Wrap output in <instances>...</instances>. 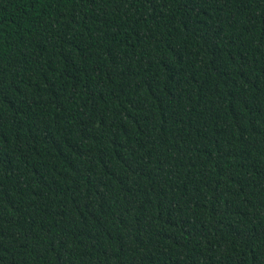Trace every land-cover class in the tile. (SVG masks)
I'll return each instance as SVG.
<instances>
[{
	"label": "trees",
	"instance_id": "obj_1",
	"mask_svg": "<svg viewBox=\"0 0 264 264\" xmlns=\"http://www.w3.org/2000/svg\"><path fill=\"white\" fill-rule=\"evenodd\" d=\"M0 264H264V0H0Z\"/></svg>",
	"mask_w": 264,
	"mask_h": 264
}]
</instances>
